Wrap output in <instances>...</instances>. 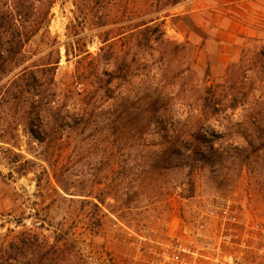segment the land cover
Returning a JSON list of instances; mask_svg holds the SVG:
<instances>
[{"label": "rangeland", "instance_id": "374dc122", "mask_svg": "<svg viewBox=\"0 0 264 264\" xmlns=\"http://www.w3.org/2000/svg\"><path fill=\"white\" fill-rule=\"evenodd\" d=\"M147 2L0 0L6 11L20 3L27 20L5 31L21 32L27 40L6 67L0 63V224L12 221L1 232L13 220L27 226L40 217L74 233L91 264H133L143 236H175L205 250L219 234L210 208L224 200L244 201L247 220L264 226V123L245 121L238 108L206 123L188 141L177 101L163 119L174 121L171 127L137 118L139 99L150 98L152 90L140 83V72L125 68L131 55L124 63L128 42L122 38L115 47L122 79L112 83L109 98L81 101L83 87L72 76L85 68L89 90L102 88L91 75L101 77L104 61L87 62L104 54V38L147 20ZM158 16L165 38L190 49L188 90L222 84L246 38L264 40V0H184ZM24 68L54 77L55 103H34L26 86L19 99L10 100L8 80ZM72 92L80 94L70 97ZM255 136L260 146L251 147ZM185 142L194 152L181 148ZM155 163L169 165L155 169ZM219 264H264V254L246 252Z\"/></svg>", "mask_w": 264, "mask_h": 264}, {"label": "trees", "instance_id": "16d2710c", "mask_svg": "<svg viewBox=\"0 0 264 264\" xmlns=\"http://www.w3.org/2000/svg\"><path fill=\"white\" fill-rule=\"evenodd\" d=\"M148 1V6L152 9L147 20H141L128 31L119 32L112 38H104L103 46L99 49L104 54L87 62L88 65H92L98 61H104L101 77L91 75L97 79L98 83L103 84L102 88L89 90L92 82L85 75L87 70L85 68L81 73L78 72L72 76L73 84L83 87L78 90L83 94L81 99L83 104L86 98L91 102H95L96 98L101 99L99 94L109 98L107 93L112 92L110 88L112 83L117 79H122L116 73L123 71L124 67H116L117 62L122 58L126 63L125 56L131 55L129 64L126 63L125 68L140 72L139 76L144 77L140 83L147 82L152 90L150 98L139 99L143 108H136L137 118L141 117L142 120L145 119L146 122L156 123L159 126L166 123L171 127L174 121L168 122L163 119L169 118L168 108L173 101H177L183 112L178 117H183L189 126L188 141L192 140L194 134L202 133L206 123L220 119L225 116V112H234L238 108L244 111L245 121L252 124L264 123V40L260 37L246 38L238 60L227 67L222 84L208 87L191 85L193 87L188 90L185 78L191 70L188 63L190 49L186 44H178L165 38L164 21L158 16L184 0ZM25 10L20 3L17 4L15 10L12 7H8L7 11L0 8V29L4 30V33L0 32V63L4 67L15 59L23 48L25 39L27 40V36L24 38V34L18 31L5 34L10 26L17 27L18 24L27 21L24 20ZM115 37L119 38L112 40ZM121 38L128 42L125 45L127 54L119 58L115 47ZM84 53H86V58L91 56L88 51ZM65 54L68 56L67 50ZM9 72L5 70L3 74ZM40 72L43 70L35 72L24 68L10 78L6 89L10 100L19 99L23 87L26 86L28 87L27 93L34 103L47 105L55 103L56 93L50 92V88L55 84L54 77L51 76V80H48V78L39 76ZM48 94L51 95V99H48ZM77 94L80 93L72 92L70 97ZM77 101L80 102V99ZM78 115V119H81V113ZM260 140L259 136H255L252 141L248 142L249 146H260ZM185 143L181 148L194 152L196 147L191 146L189 142ZM168 165L169 163H155L152 167L163 169L168 168ZM29 218L31 219L32 216ZM13 221L12 227L8 226L5 232H1L5 227L4 223L12 221L6 219L0 224V264H91L80 248L74 233H71L69 229H55L50 222L40 217H36L27 226L22 220ZM90 224L95 225L94 222Z\"/></svg>", "mask_w": 264, "mask_h": 264}, {"label": "built area", "instance_id": "2783aa9c", "mask_svg": "<svg viewBox=\"0 0 264 264\" xmlns=\"http://www.w3.org/2000/svg\"><path fill=\"white\" fill-rule=\"evenodd\" d=\"M244 201L224 200L212 205L210 215L219 223L216 241L205 250L180 238L139 237L133 264H219L244 253L264 254V226L247 220ZM236 227H239V231Z\"/></svg>", "mask_w": 264, "mask_h": 264}]
</instances>
